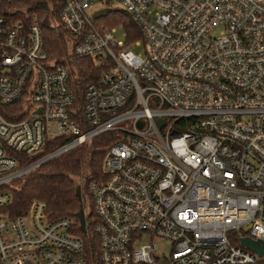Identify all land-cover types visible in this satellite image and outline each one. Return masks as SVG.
I'll list each match as a JSON object with an SVG mask.
<instances>
[{
    "label": "built area",
    "instance_id": "built-area-1",
    "mask_svg": "<svg viewBox=\"0 0 264 264\" xmlns=\"http://www.w3.org/2000/svg\"><path fill=\"white\" fill-rule=\"evenodd\" d=\"M0 2V186L115 132L79 224L37 199L10 215L0 189V264H264L241 243L264 245V0ZM35 7L67 32L62 60ZM102 10L129 16L144 54ZM70 57L102 68L81 96Z\"/></svg>",
    "mask_w": 264,
    "mask_h": 264
},
{
    "label": "trees",
    "instance_id": "trees-1",
    "mask_svg": "<svg viewBox=\"0 0 264 264\" xmlns=\"http://www.w3.org/2000/svg\"><path fill=\"white\" fill-rule=\"evenodd\" d=\"M5 8L8 6L0 2V13H4ZM33 10L40 12L44 49L48 57L62 60L65 50L68 49L67 32L59 24L58 27L50 25L45 18L46 12L40 8L35 7ZM113 16L115 17L114 20L117 19L121 22L128 32L127 40L139 38V32L137 33V29L129 16L118 11H115ZM102 22L112 26L108 24L105 18ZM69 64L79 86L77 95L81 96L88 84L97 81L102 68L95 64L91 58L70 57ZM4 109L6 111L11 110V107ZM114 135L115 132L99 134L90 141L49 159L33 170L0 186V189H6L11 194V201L7 207L3 208V211H7L10 215L22 214L27 210L32 200L37 199L45 202L46 211L51 219L70 217L79 224L80 197L75 177L85 164L88 168V174L82 192L83 196L88 197V185L92 180L101 177V159L107 147L114 142ZM64 141L63 137L48 139L44 153L52 151ZM13 156L19 160V168L34 161V159H29L22 154H13Z\"/></svg>",
    "mask_w": 264,
    "mask_h": 264
},
{
    "label": "rangeland",
    "instance_id": "rangeland-1",
    "mask_svg": "<svg viewBox=\"0 0 264 264\" xmlns=\"http://www.w3.org/2000/svg\"><path fill=\"white\" fill-rule=\"evenodd\" d=\"M101 7L103 6H100V5H96L94 6L93 8H90V12H94V11H98L101 9ZM114 7H118V4L115 3L114 4ZM8 8H11V6H8ZM113 13L114 12H110L108 15L104 16V17H98L96 18L97 21H102L104 18L108 21V24H111L113 25L116 30L113 32L114 33V36L117 38V39H124V33L126 32L125 28L121 25H119L121 22L114 20V16H113ZM134 39L136 38H133V39H130L129 40V49L134 52V53H141V54H144V45L142 44L141 46H137L133 43H131V41H133ZM67 52L65 50V54L66 55ZM88 174V168L86 167L85 164H83V166L80 168V171L78 173V175L75 177L76 178V182H77V185L78 187L80 188L81 190V193L83 194V189H84V182H85V178H86V175Z\"/></svg>",
    "mask_w": 264,
    "mask_h": 264
},
{
    "label": "water",
    "instance_id": "water-1",
    "mask_svg": "<svg viewBox=\"0 0 264 264\" xmlns=\"http://www.w3.org/2000/svg\"><path fill=\"white\" fill-rule=\"evenodd\" d=\"M108 13H109V10H102V11L95 13L94 17L97 18L99 16H106ZM80 196L81 194H80V189H79V197ZM80 215H82V211L80 212ZM241 243L246 247L254 249L256 252H258L259 255H262L264 253V245L258 246L257 241H253L250 238H242Z\"/></svg>",
    "mask_w": 264,
    "mask_h": 264
}]
</instances>
